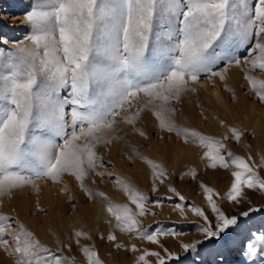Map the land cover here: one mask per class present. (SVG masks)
Wrapping results in <instances>:
<instances>
[{
    "label": "snow or ice",
    "instance_id": "6c2138e0",
    "mask_svg": "<svg viewBox=\"0 0 264 264\" xmlns=\"http://www.w3.org/2000/svg\"><path fill=\"white\" fill-rule=\"evenodd\" d=\"M24 20L25 39L11 51L0 45V198L25 188L38 192L41 180L59 185L65 176L72 177L89 201L103 204L110 230L100 239L120 250L125 246L117 242L119 233L161 249L131 244L126 250L136 254L134 264L176 261L177 253L163 247L160 238L179 234L144 225L143 218L155 217L151 208L161 207L160 202L152 204L147 192L114 168L109 170L98 152L123 139L121 126L147 141L148 134L138 127L147 113L156 129L199 150L206 169L230 173L223 194L199 184L215 224L202 208H188L208 225L199 229L205 240L219 238L238 223L221 211L218 200L238 205L245 190L264 194V177L258 171L264 169V158L256 164L251 155H236L225 143H241V130L221 120L222 139L205 135L178 125L172 107L185 94L195 93L203 77L213 88L216 80L226 82L232 68L243 73L247 93L264 104V79L259 78L264 76V0H35ZM128 159H139L149 169L152 194L169 179L160 163L134 148ZM185 176L196 180V169L181 179ZM94 177L106 180L126 202L117 203L89 187L87 181L97 183ZM61 191L67 192V185ZM167 191L169 200L185 199L170 185ZM185 207L173 206L181 216ZM90 239L81 230L70 237L84 264H103L95 245L81 243ZM200 243L182 242L179 247L195 252ZM259 243L264 251V237ZM0 249L14 264H74L3 214Z\"/></svg>",
    "mask_w": 264,
    "mask_h": 264
},
{
    "label": "rangeland",
    "instance_id": "374dc122",
    "mask_svg": "<svg viewBox=\"0 0 264 264\" xmlns=\"http://www.w3.org/2000/svg\"><path fill=\"white\" fill-rule=\"evenodd\" d=\"M34 2L35 0H0V16L3 17L0 18V45L3 46L5 51H11L13 46L24 40L28 34L26 31L28 25L25 23L24 17L27 11L31 10ZM249 2L251 3L252 0H249ZM234 71L239 73L237 85H235L236 80L231 79ZM254 75L259 76V73H254ZM259 78L264 79V76ZM215 84L216 86L213 88L207 77H203L201 83L196 86L197 91L195 93L185 94L179 103L173 102L172 105L185 106L188 110H193L192 112L198 118L200 117L199 120L201 121V126L195 130L205 135L215 136L218 139H222L225 128L216 126L213 113L222 115L229 126L236 127L244 133L239 144L232 140L225 141L229 149L234 154L245 158L251 155L253 161L259 164L261 159L264 158L262 155L264 131L258 132L259 141L256 140L250 124L249 104H254L257 110L263 111L264 104L259 103L255 96L247 93V84L243 80V73L238 68H232L229 71L226 82L216 80ZM225 87L230 88L232 91H225ZM233 92L235 93V99L232 98ZM64 95L66 93L62 92L61 96ZM217 96L220 98L219 100H217ZM187 104L190 106H187ZM180 107L177 110L178 113L181 112ZM139 124L138 127L142 128V121ZM121 127L120 135L123 139L114 141L107 149L101 146L98 150L99 155L109 170L114 168L134 182L142 191L147 192L152 204L156 201L160 202L161 207L151 208V211L156 213L155 217L146 216L143 220L145 226H151L150 230L159 227L179 234L175 238L172 236L160 238L163 247L177 253L178 259L170 261L169 264H264V251H261L259 243L260 239L264 237V194L245 190V199L238 205L218 200L221 211L225 212L228 217L235 216L238 223L227 229L225 233L220 234L219 238L205 240L199 229L208 225L204 224L202 218L196 217L188 211V208L193 206L202 208L205 210L209 221L215 224V216L207 208L199 184L205 183L223 194L230 186V173L224 169H206L203 163L200 167L195 166L193 163L186 164V161L174 167L169 160L166 161L162 158L163 148L161 143L168 145L171 141L180 139L176 137L172 139L169 133L156 129L142 128L145 131L147 130L146 133L149 136V139L145 141L131 132L128 126L126 127L127 130L125 126ZM181 143L184 144L182 141ZM133 148L138 153L160 163L169 174V179L165 181V184L158 185L157 193L152 194L150 192L151 174L144 183L137 179L136 161L135 159L132 161L128 159ZM192 168L197 171V179L193 180L190 176L181 179L183 173ZM99 171H105V169H99ZM258 171L264 177V169H258ZM94 178L97 183L91 184L90 181H87L89 187L104 191L110 199L117 203L126 202L123 194L117 192L106 180H102L100 177ZM65 185H67V192H62L61 189ZM169 185L176 188L185 199L180 201L178 197H173L169 200L168 196L171 195L167 191ZM38 188V192L31 188H25L14 191L10 197L0 198V214L10 216L24 224L40 239L41 243L58 255L74 260V264H84L79 248L74 241L70 240L74 230L84 231L91 237L90 240L81 241V243L95 245L103 264H134L136 254L126 250L131 244H136L141 249L161 250L156 245L147 244L124 235H117V242L125 246L120 250H117L106 239H100L101 235L98 229L95 230L93 224L88 220L89 215L94 213L96 201H89L72 177L65 176L64 184L59 185L41 180L38 181ZM177 203L186 206L183 216H181L179 210L173 208ZM37 206L43 211H39ZM249 209L257 210L250 212L248 217L241 215V212ZM79 217H82L85 221H83L82 228L75 226L73 229H69L70 222L79 225ZM103 236L106 237V235ZM197 240H200L201 243L197 245L195 252L185 253L179 247L182 242L193 243ZM64 244H68L69 247L64 248ZM250 249L255 250L254 255H250ZM149 259L154 260V258ZM0 264H14L13 259L3 249H0Z\"/></svg>",
    "mask_w": 264,
    "mask_h": 264
},
{
    "label": "bare ground",
    "instance_id": "6f19581e",
    "mask_svg": "<svg viewBox=\"0 0 264 264\" xmlns=\"http://www.w3.org/2000/svg\"><path fill=\"white\" fill-rule=\"evenodd\" d=\"M0 18H3V17L0 16ZM13 19H16V18H13ZM231 76H232L231 79H233V81L236 80L235 85H237L238 84L237 79H239V73L237 71H234ZM219 99L220 98L218 97L217 100H219ZM188 101H189V99H188ZM175 103H177V102H175ZM188 105L189 104H187V106ZM249 105H250L249 106V112H250V119H251L250 124H251L252 130H253V133L255 134L256 140L259 141V135H257V134L259 131L260 132L264 131V111L263 110H257V108L254 104H249ZM172 107H174L176 110H178V108L180 106L172 105ZM189 109H190V107H189ZM180 110H181V112H179V113L176 112V116H175V120H176V123L178 125L190 127L193 129H196L197 127L201 126V121L199 120L200 117L198 118V116L192 112L193 110H188L187 107H185V106L180 107ZM194 112H196V111H194ZM197 114H198V112H197ZM213 114H214L213 115L214 123L216 124V126L221 127L219 121H221V120L225 121L223 116L220 114H216V113H213ZM191 116H193V117H191ZM226 122L227 121H225V123ZM142 123H143L142 128H145V129L148 128L149 130L150 129H156L154 118L151 117L150 113L144 114L143 119H142ZM226 124L228 125V123H226ZM126 127L127 126H125V128ZM127 129L128 128H126V130ZM156 130H158V129H156ZM170 136L172 139H174L173 137H175L174 135H170ZM168 145H170V146H168ZM168 145L161 143V147L163 148V151L161 154H162V158L164 160L166 159V161L169 160L171 162L170 164L172 166L175 167L183 161L184 162L186 161V164L187 163H190V164L193 163L195 166H199V167L202 164V162L200 160V152L195 147H193L191 145L186 146V145L182 144L180 140H176V139L171 141L170 144H168ZM117 146H119V145L117 144ZM263 148H264V146H263ZM262 155L264 156V149L262 150ZM167 158H169V159H167ZM135 161H136L135 166H136L137 177H138L137 179L140 182L144 183L150 177V172H149L148 168L143 164L142 161H140L139 159H135ZM78 219L80 221V223L78 222L79 225H76V224H73L72 222H70L68 225L69 229H73V227H75V226H77L78 228L83 226L84 220L82 219V217H79ZM108 219L109 218L107 217V215L104 211L103 204L100 203L99 201H96L94 213L89 215L88 220L90 221L91 224H93V227L95 228V230L98 229V232L100 233L101 236L107 235L109 230H110V225L108 223H106V220H108ZM88 222H86V223H88ZM116 235L120 236L121 234L116 233Z\"/></svg>",
    "mask_w": 264,
    "mask_h": 264
}]
</instances>
